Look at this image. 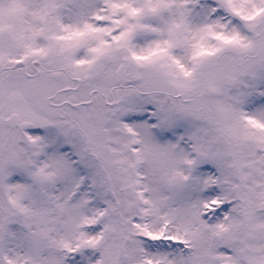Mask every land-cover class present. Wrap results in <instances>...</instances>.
Instances as JSON below:
<instances>
[{
    "label": "snow or ice",
    "instance_id": "obj_1",
    "mask_svg": "<svg viewBox=\"0 0 264 264\" xmlns=\"http://www.w3.org/2000/svg\"><path fill=\"white\" fill-rule=\"evenodd\" d=\"M0 264H264V0H0Z\"/></svg>",
    "mask_w": 264,
    "mask_h": 264
}]
</instances>
